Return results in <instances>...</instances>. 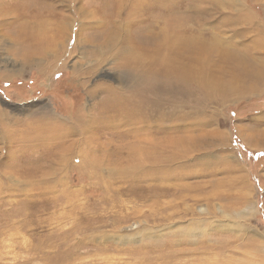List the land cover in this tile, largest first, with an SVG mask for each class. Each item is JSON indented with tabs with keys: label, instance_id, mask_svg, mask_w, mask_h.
Masks as SVG:
<instances>
[{
	"label": "rangeland",
	"instance_id": "374dc122",
	"mask_svg": "<svg viewBox=\"0 0 264 264\" xmlns=\"http://www.w3.org/2000/svg\"><path fill=\"white\" fill-rule=\"evenodd\" d=\"M4 1L39 16L43 45L28 61L20 20L0 23V264H264V0H120L119 10V0ZM177 16L188 77L147 86L123 67L127 51L157 48L165 17ZM110 94L144 99L154 118L143 137L164 160L180 154V176L162 183L171 192L141 196V184L112 195L128 183L104 167V189L78 132L53 143L66 158L41 157L48 136L27 130L43 118L74 126L98 116L91 145L132 140L102 122Z\"/></svg>",
	"mask_w": 264,
	"mask_h": 264
},
{
	"label": "bare ground",
	"instance_id": "6f19581e",
	"mask_svg": "<svg viewBox=\"0 0 264 264\" xmlns=\"http://www.w3.org/2000/svg\"><path fill=\"white\" fill-rule=\"evenodd\" d=\"M9 1H12V0H9ZM136 1L140 2L141 0H136ZM4 2H5L4 0H0V16H1L0 23L4 25L8 21V20L4 21L5 18H7L8 16L12 17L14 19L13 21H16L17 19L20 20L17 22L19 23V25L20 24L23 25L22 30L20 32L21 33L24 32V38L22 37V39L27 42L26 45L28 46L27 47L28 61H31L34 56L33 55L34 54L33 47H35L34 45L36 44L43 45L41 42H39L40 40L39 33L42 32V30L38 27L40 23V21L38 20L39 16L35 15V17L33 18L34 20H33L32 17H28L27 15V17L23 19L22 16L17 15L16 7L11 6L10 5L11 2L10 3L9 2L4 3ZM117 3H118V6H116V9L119 10L123 3L120 0ZM138 3H136V5ZM164 3L166 2L164 1ZM94 11L96 12V10ZM133 11H134V8L132 9L131 12ZM164 22H165V29L162 31H159L160 35H159L158 42H157V45H158L157 48L153 47L150 49V47L148 48L146 46H144L143 48L140 45L135 44V45H132V50L127 51L128 48L122 49V51L128 52V55H127L128 59L127 60L125 59L123 63V67L126 68V70H129L134 75H141L143 78L142 80H144L147 86H149V84L151 85L153 82H150V81L151 80L154 81L156 78L160 79L161 83H163L162 85H166V87H168L169 84H174V85L179 84L180 85V82L183 79L188 77V75L183 74V71L180 69V66L177 63L178 60L180 59V56L182 57V54H183L182 45H181L183 19L180 16H177L176 18H171V19L165 17ZM126 25L127 24H125V26ZM70 35L72 36V34ZM17 36L21 37L20 34ZM41 45H38L39 47L38 49H40L39 50L40 52L42 50ZM172 51H173V60L171 59V56H170ZM23 58L25 57L23 56ZM140 82L141 81L139 80V83ZM143 85L144 84L142 83V86ZM164 89L165 88H163V90ZM112 90L115 91L114 89ZM108 91L112 92L110 89ZM115 93H117V91H115L113 94ZM113 94L108 95L107 96L108 98H106L104 100V103L100 106L101 111L103 112V114H101L102 112L100 114L101 116H104V120L102 122L106 124L105 128L107 129L109 133H112V135L115 138H118V136L121 135V136H125L126 138H129L132 140H129L127 142L125 141L120 144L114 143L115 145L110 144V143H113L111 141H107L103 144H100V142H97L103 147L91 145L90 143L95 138L100 139L96 135V131L98 127L96 124H94L96 123L95 121L97 120L100 121V119L102 118V117L98 118V116H96L95 119H93L92 117L87 118L86 116L79 118L77 124L74 126H69L68 124H66L68 122L66 119L53 120L50 118L49 119L43 118L40 120H36L37 122L34 121L28 124L29 128L27 130V132H29L30 129H33L36 131L39 129V132L43 134V137L48 136V137L42 138L45 140V143L48 145V148L42 153L43 155L41 157L50 158V159H53L54 157H59V159L66 158V156L69 154V153L68 154L66 153V152H69L68 150L69 148L65 147L64 149H60V150L57 148L55 149L56 147L55 140L56 138H60V136L62 137V135L66 136L68 134L70 135L74 132H78L80 135L86 136L83 138L87 144L83 149V153L85 157L87 158V160L89 161V166L94 170L93 172L98 173L101 170V174H102L101 176L103 177L102 169L105 167V170L108 173L109 177H113L116 175L117 177L120 178V181L128 183V185L124 187V189L113 188V190L115 191H111V193H114L112 195L118 196L119 194L123 192L127 193L130 191H131V194H133L134 191H136L135 190L136 186L141 185V184L145 185L142 191H141V188L143 186L136 188L138 189L137 193L141 196H146L143 191H146L145 193H149V194L153 192L151 196L157 195V194L164 195L165 192H171L170 190L172 188L168 190L167 189L168 187L165 188L164 185L166 183V180L180 176V172L178 170L181 171V165L184 164L181 161L182 159L180 158L181 156L178 157L180 154L178 156L176 155L175 157L164 160L163 157H159L155 154V149L158 150L159 148H161L158 142L147 139V137L146 138L143 137L144 135H147L144 132L151 131L150 129L153 126V118H154L151 112V108H149L147 103H145L146 101L144 99L143 101L141 99L134 98V97L123 98L122 96H119V95L116 96ZM113 96H115V98ZM176 106H179V105H176ZM176 106H173L172 108H158L157 117L159 119H162L163 121L170 119V116L177 114L180 111L179 108H174ZM181 115L182 114L180 112V115H178L176 121L179 122L180 117L182 119ZM0 117H2L1 113H0ZM54 125H57V127H55L54 130H52V126ZM157 126H161V125L158 124ZM120 128H124L125 130L122 131L123 129L120 130ZM10 129L12 128L9 127V130H6L8 134L11 133ZM45 131H48V133H45ZM51 131H53V133L50 135ZM89 133H92L94 136L93 135L89 136L90 135ZM31 136L34 140L41 141L40 137H37L35 134L30 135V137ZM32 142L33 141H31V143ZM53 143L55 144V147ZM50 144H52V147L49 146ZM36 145H38V142ZM153 151H154V154H152ZM17 165H18L17 163L11 164V167L17 168ZM172 165H174L175 167L173 168ZM27 175H29L30 177H33L34 173L28 172ZM111 181L112 180L110 178L103 177V181L100 180V183L104 185L105 190L109 191L110 187L112 186ZM176 189L175 191H173L174 193L179 190V189L177 190Z\"/></svg>",
	"mask_w": 264,
	"mask_h": 264
}]
</instances>
